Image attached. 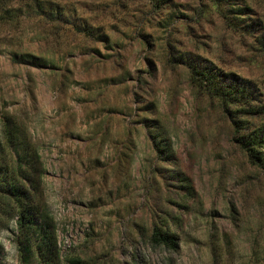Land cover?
Listing matches in <instances>:
<instances>
[{"label": "rangeland", "instance_id": "374dc122", "mask_svg": "<svg viewBox=\"0 0 264 264\" xmlns=\"http://www.w3.org/2000/svg\"><path fill=\"white\" fill-rule=\"evenodd\" d=\"M27 2L0 0V119L37 148L62 264H264V169L190 69L249 81L242 118L264 124V0H51L62 21ZM2 194L0 264H19Z\"/></svg>", "mask_w": 264, "mask_h": 264}, {"label": "trees", "instance_id": "16d2710c", "mask_svg": "<svg viewBox=\"0 0 264 264\" xmlns=\"http://www.w3.org/2000/svg\"><path fill=\"white\" fill-rule=\"evenodd\" d=\"M32 1L34 4L30 7L35 13H43L48 20L62 21L63 6L49 8L51 0H28ZM81 29L90 36H100L91 25L83 24ZM193 63L190 64L193 77L201 79L210 94L234 114L232 123L242 151L251 163L264 169V124L252 125L242 118L255 111L250 82L233 76L223 77L201 62ZM230 105L235 107L230 108ZM0 190L7 200L5 210L16 224L17 235L22 236L17 243L19 264H62L54 225L45 213L37 148L24 123L7 112L0 119ZM150 239L173 249L178 245L176 235L160 226H154ZM66 261L67 264H89L79 257H69ZM135 264L152 263L140 260Z\"/></svg>", "mask_w": 264, "mask_h": 264}]
</instances>
